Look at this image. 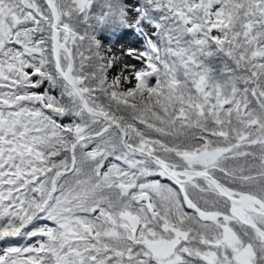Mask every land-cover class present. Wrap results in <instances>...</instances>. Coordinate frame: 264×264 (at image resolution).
Segmentation results:
<instances>
[{"label":"snow or ice","instance_id":"1","mask_svg":"<svg viewBox=\"0 0 264 264\" xmlns=\"http://www.w3.org/2000/svg\"><path fill=\"white\" fill-rule=\"evenodd\" d=\"M0 245L264 264V0H0Z\"/></svg>","mask_w":264,"mask_h":264},{"label":"trees","instance_id":"2","mask_svg":"<svg viewBox=\"0 0 264 264\" xmlns=\"http://www.w3.org/2000/svg\"><path fill=\"white\" fill-rule=\"evenodd\" d=\"M21 244H23V243H26V241H19ZM0 246H2V245H0Z\"/></svg>","mask_w":264,"mask_h":264},{"label":"rangeland","instance_id":"3","mask_svg":"<svg viewBox=\"0 0 264 264\" xmlns=\"http://www.w3.org/2000/svg\"><path fill=\"white\" fill-rule=\"evenodd\" d=\"M129 39H131V38H129ZM117 47H119V45H117Z\"/></svg>","mask_w":264,"mask_h":264}]
</instances>
